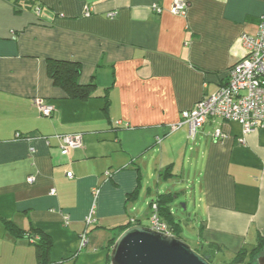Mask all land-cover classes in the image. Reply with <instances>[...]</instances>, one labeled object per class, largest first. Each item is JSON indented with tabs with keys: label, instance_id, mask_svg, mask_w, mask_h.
Listing matches in <instances>:
<instances>
[{
	"label": "crops",
	"instance_id": "0c3cea01",
	"mask_svg": "<svg viewBox=\"0 0 264 264\" xmlns=\"http://www.w3.org/2000/svg\"><path fill=\"white\" fill-rule=\"evenodd\" d=\"M184 1L174 15L173 0H0V264L36 263L30 230L50 236L53 263L110 264L118 227L149 224L161 194L195 247L218 246L213 263L264 236V128L244 135L237 122L208 119L193 135L169 131L225 84L264 0ZM55 60L79 65L87 97L54 82ZM74 133L81 147L61 154L55 135Z\"/></svg>",
	"mask_w": 264,
	"mask_h": 264
},
{
	"label": "built area",
	"instance_id": "2783aa9c",
	"mask_svg": "<svg viewBox=\"0 0 264 264\" xmlns=\"http://www.w3.org/2000/svg\"><path fill=\"white\" fill-rule=\"evenodd\" d=\"M155 7V6H154ZM157 11L158 8L155 7ZM187 4L184 0H173L170 12L174 15H184ZM39 6L34 8V13L39 15ZM90 14L86 9L85 16ZM109 17L114 13L109 12ZM241 49L239 58L232 64L227 73L225 84L217 88L210 95L203 96L189 110L180 114V120L169 125V131L173 132L182 125H187L190 134L201 128L208 119H216L227 122H237L242 127L245 135L253 130L264 128V14L260 16L257 30L254 34L241 33L238 38ZM38 109L42 116H51L55 109L52 105L37 102ZM214 138H224L225 135L219 129H215ZM17 139H28V135L16 133ZM61 141L60 152L67 154L70 150L80 148L82 139L80 133L55 135ZM160 139H158V142ZM243 142V139H240ZM67 177L72 173L67 172ZM32 176L27 178L32 183ZM52 188L50 194H54ZM91 218H86L90 223ZM148 227L165 234H171L168 226L160 219L156 204L150 205L148 214ZM85 235L80 240V246L85 244Z\"/></svg>",
	"mask_w": 264,
	"mask_h": 264
},
{
	"label": "trees",
	"instance_id": "16d2710c",
	"mask_svg": "<svg viewBox=\"0 0 264 264\" xmlns=\"http://www.w3.org/2000/svg\"><path fill=\"white\" fill-rule=\"evenodd\" d=\"M79 65L75 62L71 61H61L55 60L50 63V72L54 79V82L61 86L68 96L74 98H85L88 96V88L92 84L80 85L77 82L78 73H79ZM171 197L169 194H161L157 197L156 200L152 201L151 204H156L157 211L160 219L166 223L171 234L180 237V228L179 224L174 220L172 215L169 212L168 205ZM3 225L10 232V234L14 237H20L24 235V232L18 229L15 225L11 224L8 221H2ZM135 224H141L140 222H136ZM133 225V224H132ZM131 225H125L118 227V231L115 236H113L109 240L110 248L116 239V237L126 228ZM29 237L34 236V240H32L35 250H36V258L37 261L35 264H63L62 262L53 263L50 260V250L52 246V240L50 236L44 234L39 231L30 230ZM200 246V245H199ZM198 253L204 256H208L209 262L213 264V256L215 251H217L218 246L214 244H208L206 248L195 247L194 248ZM264 253V236H260L257 240V243L254 249L251 252H246V250L242 249L236 253V255L225 264H241L245 261V256L249 255V260L246 264H257L256 259L259 254Z\"/></svg>",
	"mask_w": 264,
	"mask_h": 264
},
{
	"label": "water",
	"instance_id": "95a60500",
	"mask_svg": "<svg viewBox=\"0 0 264 264\" xmlns=\"http://www.w3.org/2000/svg\"><path fill=\"white\" fill-rule=\"evenodd\" d=\"M264 264V254L256 259ZM110 264H212L181 237L142 224L123 230L109 250Z\"/></svg>",
	"mask_w": 264,
	"mask_h": 264
},
{
	"label": "rangeland",
	"instance_id": "374dc122",
	"mask_svg": "<svg viewBox=\"0 0 264 264\" xmlns=\"http://www.w3.org/2000/svg\"><path fill=\"white\" fill-rule=\"evenodd\" d=\"M180 207L183 209V201L182 202H180ZM179 207V209H180V211H182L181 210V208ZM142 225H144V226H148V224L146 223V221H144V222H142ZM180 237L191 247V248H195V246H194V239H195V233L193 232V230L191 229V227L189 228H187V226L185 227H183V230L181 231V233H180ZM223 257H224V259H223V261H228V260H230L233 256L232 255H230L228 252H224L223 253ZM213 264H223V262L222 263H220L219 261H215Z\"/></svg>",
	"mask_w": 264,
	"mask_h": 264
}]
</instances>
